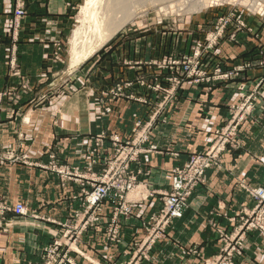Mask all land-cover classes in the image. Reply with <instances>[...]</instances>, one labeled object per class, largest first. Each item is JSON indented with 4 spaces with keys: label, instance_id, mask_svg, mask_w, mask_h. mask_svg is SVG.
I'll return each mask as SVG.
<instances>
[{
    "label": "crops",
    "instance_id": "0c3cea01",
    "mask_svg": "<svg viewBox=\"0 0 264 264\" xmlns=\"http://www.w3.org/2000/svg\"><path fill=\"white\" fill-rule=\"evenodd\" d=\"M16 2L23 3L26 11L15 42L8 23ZM68 2L0 0V59H6L7 65L5 53L10 50L21 75L39 88L46 86L49 79L45 73L46 64L65 36L70 20ZM258 30L264 42V25ZM241 36L247 44L252 42L246 31H242ZM250 47V44L228 47L222 43L218 56L231 59L234 54L244 55ZM152 56L150 53L149 57ZM124 60L127 68L136 62L142 65L153 61V58L132 61L129 54V58L124 57ZM108 62L97 59L96 75L77 74L58 91L49 92V100L44 105L31 106L25 113L17 111L14 116L0 118V199L9 206L22 203L29 214L57 223L41 218L34 220L30 216L5 215L0 221V264L39 262L41 249L51 243L52 236L61 237L62 229L58 223L66 222L74 212L83 209L77 198L102 177L107 170L106 164L114 160L118 148L124 151L129 147L123 144L131 139L136 122L146 123L153 114H158L163 99L161 93L146 95L147 104L135 101V98L144 96L139 90L133 92L134 99L117 97L101 100L94 88L101 82L105 84L112 77L115 80L118 77L110 69L104 71L103 67L109 66ZM119 66L116 65L117 68ZM131 72H127L128 78L124 74L123 81L135 78L137 72L129 78ZM142 73L147 77V70H141ZM10 76L11 83L22 81ZM7 77L3 79L4 83ZM246 77L264 81V70L250 69ZM37 91L35 88V97ZM262 98L253 121L242 125L238 145L229 146L219 157L218 166L206 170L204 182L189 198L188 210L182 218L171 221L139 264H204L221 246L217 229L231 232L238 221L230 219L253 206L239 183L243 180L251 186L264 185V82ZM237 99L233 84L211 86L183 81L181 92L162 111L167 116L166 122L157 119L149 130V142L139 146L137 161L126 166L124 158H121L114 163L115 168L122 171L120 178L134 179L133 190L125 194L122 201L129 206L132 204L134 214L122 219L121 244L110 246L100 228L89 229L82 236L77 250L71 253L78 264H111L131 258L133 244L144 239L146 224L158 214L162 196L169 192L171 171L188 161L190 156L210 148L215 139L214 132ZM105 106L111 108L110 112L104 111ZM96 146L100 154L97 163L91 164V150ZM150 146L155 150L149 149ZM49 154H54L61 165L76 168L71 180H61L43 167L49 161ZM102 158L107 160L102 162ZM127 169L130 175L125 174ZM111 205L108 200L104 201L101 207L103 215L110 212ZM189 248L193 252L188 251ZM236 264H264V239L256 233L249 234Z\"/></svg>",
    "mask_w": 264,
    "mask_h": 264
},
{
    "label": "rangeland",
    "instance_id": "374dc122",
    "mask_svg": "<svg viewBox=\"0 0 264 264\" xmlns=\"http://www.w3.org/2000/svg\"><path fill=\"white\" fill-rule=\"evenodd\" d=\"M84 2L85 0H69L68 2L69 24L62 42L59 43L61 46L52 52L50 60L46 64L48 67L45 68V73L49 75L46 86L39 88L28 82V77L21 75L15 57L12 56L11 58V51L4 52L8 60L6 65V59L5 61L3 58L0 59V112L2 113L0 118L6 119L11 115L14 116L17 111L25 113L27 108L31 106L44 105L49 100V92L58 91L61 86L76 78L77 74L87 77L96 75L98 70L95 71V61L97 59L110 61V63L108 62L109 66L103 67L104 71L110 69L114 71V76H118L116 80L112 77L111 80H106L108 83L101 82L99 87L94 88L101 100L117 97L134 99L133 92L137 90L142 92L144 96L135 98V101H140L143 104H147L144 97L151 93H161L163 99L159 105L161 107L157 112L158 114H153L146 123L139 120L136 122L131 139L123 144H128L129 147L124 151L119 150L121 147L118 148L114 160L111 159L114 154L109 158L111 159L108 161L110 164H106L107 170L102 177L90 186L89 191L82 192V195L77 198L83 209L74 212L73 216L68 217L66 222L58 223L62 229L61 237L58 238L53 235L51 243L41 249L40 261L32 264H45L48 261V256L54 257L55 263L52 262L51 264H78L71 253L77 250V245L82 236L89 229L100 228L104 233L106 243L110 246L121 244L122 219H128L134 214L132 204L129 206L126 203L123 204L122 201L124 202L125 194L133 190L134 179L131 177L120 178L122 171H118L114 163L120 161L121 158H124L126 166H129L130 162L137 161L139 146L149 142L150 129L157 119L163 123L166 122L167 116L162 111L173 101L178 92H181L184 80H189L196 85L201 83L211 86L233 84L234 90L238 93L236 103L230 105L228 116L214 132L215 139L210 148L204 153L190 156L188 161L171 171L169 192L162 196V207L158 214L153 215L146 224L144 239L133 244L131 258L127 261L111 263L139 264L140 260L146 258L147 252L151 250L156 240L164 234L171 221L183 217L189 207V198L194 190L204 182L206 170L218 166L219 157L229 146L233 148L238 145V135L242 125L250 120L253 121L257 105L259 102H263V79L249 80L246 77V72L253 68L264 70V42L261 41L258 30L264 25V0H144L141 6L136 8V15L133 19L118 29L91 56L75 65L71 58V36L72 32L81 24V17H79L81 14L79 13ZM190 2L192 3L186 7ZM197 2L198 4H196ZM18 11L23 14L19 18L16 17ZM25 11L23 3H15L8 23V27L10 26L12 29V39L15 42L18 38L17 31L25 17ZM242 31H246L252 39V42L249 41L251 47L248 51L244 52V55L234 54V58L231 59L229 56H226L227 58L219 57L218 49L222 43H226L228 47L249 45L245 40H242ZM142 45L144 47H141ZM150 53H153L151 57L153 61L143 62L142 65H138L136 62L131 67H124L127 66L124 65V57L128 59L129 54H131L132 61H138L145 58L151 59ZM245 56L246 58H243ZM2 57L6 58L5 56ZM2 64L4 65L2 66ZM117 64L120 65L118 68L116 67ZM113 66H115L114 69ZM141 70L142 72L148 71L147 77H143V73L140 74ZM128 71H132L129 78H133L136 72L137 74L134 79L123 81L124 74L126 73L125 76L127 77ZM6 75L8 79L6 78L4 83L3 79ZM10 75L22 81L17 84L11 83ZM35 88L38 90L36 97L34 96ZM110 110L109 106H105L104 111L106 113ZM98 148L96 146L91 150V164L98 161L100 154ZM149 149L155 150L153 146H150ZM203 156H207L209 167L204 169L199 181L193 189H190V194L185 199V206L180 217L170 216L166 211V200L174 193L171 189L174 172L185 167L191 157ZM48 159L49 161L43 167L61 180H71L77 172L76 168L69 169L67 166L61 165L59 161L57 162V157L54 154H49ZM106 160L102 158V162ZM58 169H64L71 176H62L57 173ZM125 174H129L128 169ZM105 182L113 183V191L109 192L96 208L89 209L86 203V194L91 192L95 185L99 183L103 185ZM127 185L129 188L124 189L122 199H119L117 195L121 192L120 189ZM239 186L252 200L253 206L250 209H243L230 219L232 222L238 221L231 232L222 228L217 229V234L222 241L221 246L214 256L205 260L204 264H236L237 259L242 255L246 237L249 234L256 233L264 239V185L251 186L241 180ZM106 200L112 205L110 212L103 215L101 207ZM16 206H21L24 212L16 214L14 210ZM7 214L21 218L30 216L34 220L41 218L38 215L29 214L22 203L9 206L0 199V221ZM40 220L57 224L49 218L42 217ZM253 224H257V226L251 227ZM189 250L193 252L192 248Z\"/></svg>",
    "mask_w": 264,
    "mask_h": 264
},
{
    "label": "bare ground",
    "instance_id": "6f19581e",
    "mask_svg": "<svg viewBox=\"0 0 264 264\" xmlns=\"http://www.w3.org/2000/svg\"><path fill=\"white\" fill-rule=\"evenodd\" d=\"M143 1L85 0L79 13L81 14L79 16L81 17V20L79 19L81 24L72 32L71 36L72 57H70L74 61V64L77 65L81 60L91 56L118 29L133 19L136 15V8L138 9ZM191 3L187 4L186 7Z\"/></svg>",
    "mask_w": 264,
    "mask_h": 264
},
{
    "label": "built area",
    "instance_id": "2783aa9c",
    "mask_svg": "<svg viewBox=\"0 0 264 264\" xmlns=\"http://www.w3.org/2000/svg\"><path fill=\"white\" fill-rule=\"evenodd\" d=\"M23 14L21 11L16 13V17H21ZM117 141V140H116ZM121 149V148H120ZM204 157V158H203ZM203 157H191L189 163L183 167L182 169H177L174 172L172 177V190L173 195H170V198L166 200V211L173 217H180L181 211L185 206V199L190 194V189H193L195 184L201 178L204 169L209 167L208 163L209 160L207 156ZM57 173L61 174L62 176H71V174L64 169H58ZM113 183L105 182L103 185L100 183L93 187V190L89 192L86 198V203L89 209H94L98 206V203L104 199L109 192H112ZM129 185L125 188L120 189V193L117 195L119 199H122V195L124 194L125 190L128 189ZM114 196H116L114 194ZM124 210L123 207H121ZM16 214H22L24 209L21 206L15 207ZM247 225V224H246ZM245 225V227H246ZM257 224L251 225V227L255 228ZM52 262L55 263L53 256H48V261L45 264H51Z\"/></svg>",
    "mask_w": 264,
    "mask_h": 264
}]
</instances>
